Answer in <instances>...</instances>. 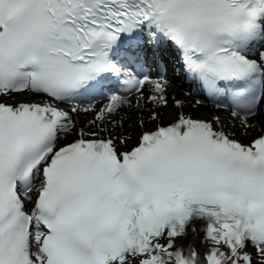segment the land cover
Returning <instances> with one entry per match:
<instances>
[{
  "label": "snow or ice",
  "instance_id": "1",
  "mask_svg": "<svg viewBox=\"0 0 264 264\" xmlns=\"http://www.w3.org/2000/svg\"><path fill=\"white\" fill-rule=\"evenodd\" d=\"M163 51L255 128L264 0H0V264H264V128L162 122ZM149 106L133 142L117 117Z\"/></svg>",
  "mask_w": 264,
  "mask_h": 264
},
{
  "label": "bare ground",
  "instance_id": "2",
  "mask_svg": "<svg viewBox=\"0 0 264 264\" xmlns=\"http://www.w3.org/2000/svg\"><path fill=\"white\" fill-rule=\"evenodd\" d=\"M167 93H172V94H167ZM166 94H167V98H169L171 96L175 97L174 98V102L176 100L181 102V100L185 99V98L186 99H193V97L191 96L190 90L189 91L186 90V86L183 85L181 83V81L177 78V74L175 73L174 70H172V71L170 70V74H169L168 79H167ZM186 101H189V100H186ZM102 104L103 103H99L97 105V107H100ZM196 107L197 106H193L192 108L194 109L195 112L196 111L200 112V114H198V117L201 118V119H205L204 116H207L204 113H209V112L213 113V112H215L214 110L211 111L209 109L210 108L209 106H205V107H202V108H199V107L196 108ZM141 109L142 108H138L137 110H133V108H126V109L121 111L120 116L117 117V119H123L124 122H125V126L127 124L134 123L135 119H133L132 116L135 117L138 113H140ZM177 110L178 109L175 108V105H171L169 111H167L165 113H164V111H161V113H162L161 118L163 117L164 119H168ZM178 111H180V109ZM220 113H221L220 122H219V124H218L219 126L217 128L219 130L222 129L223 131H225L226 133H229L232 136H234V134L238 135L239 133L233 132V129H234V127H237L239 129H241L242 125L240 124V122L237 121V122H235V125H234V119L230 118L229 116H226V112L221 111ZM87 115H88L87 113L81 112V113L75 115L74 118H76L77 120L81 118V120L84 123L88 124V121H89L90 117L87 116ZM212 119L213 118L208 119V120L212 121ZM138 121L139 120L137 119L136 122H138ZM149 123L153 124V123H155V121H151L150 120ZM251 133L253 135V132H251ZM128 134H131V137H133V131L131 133H128Z\"/></svg>",
  "mask_w": 264,
  "mask_h": 264
},
{
  "label": "rangeland",
  "instance_id": "3",
  "mask_svg": "<svg viewBox=\"0 0 264 264\" xmlns=\"http://www.w3.org/2000/svg\"><path fill=\"white\" fill-rule=\"evenodd\" d=\"M167 94H172V93H167ZM173 99V98H172ZM169 101H170V104H169V107L168 108H166V109H163V110H160V109H158L157 111H164V113L165 112H167V111H169V109H170V107H171V105H174V100L172 101L171 100V98H169L168 99ZM186 100H189V101H186ZM197 101H198V99L197 98H195V97H193V99H182L181 100V104H182V109H180V111L181 110H183V112L186 114V115H191V116H193L194 118H199L198 117V114H200V112L199 111H194V109L192 108L193 106H197L196 108H202V107H205V106H207L206 104H204V105H198L197 104ZM133 108V110H137L138 109V107H132ZM209 108V107H208ZM211 111H212V108H209ZM178 111V110H177ZM176 111V112H177ZM216 111H218V110H216ZM88 115L87 116H89L90 117V119H92V114L91 113H87ZM206 115L207 116H204V118L205 119H211V116L213 115V117H219L220 118V115H221V113L220 112H213V113H206ZM228 115H230L229 113H226V116H228ZM132 118L133 119H135V121H134V123L132 124V127L130 128V130L131 131H133V137H132V141L134 142L135 141V138H136V136L138 135V133L139 132H141V131H144V130H147V129H151V128H153L155 125H156V122L155 123H153V124H151V123H149V118H146V119H142L141 118V120H143L144 121V128H140L139 126H138V124H139V121L138 122H136V120L139 118V117H134V116H132ZM81 119V118H80ZM89 119V120H90ZM260 119L262 120V121H264V116H260ZM161 120H162V122H164V123H167V119H164L163 117L161 118ZM212 121H213V123H214V125H215V127H218L219 125L218 124H215V121L212 119ZM238 120L237 119H234V125H235V122H237ZM137 123V124H136ZM77 128H79V126H77ZM243 130V131H242ZM233 132H235V133H239L238 135H236V134H234V136H233V138H235V139H238V140H240V141H242V142H247V141H249V140H251V138L253 137V136H255V135H258L259 134V130L257 129V128H254L253 130H251V131H249L247 134H245V129L243 128V126L241 127V129H239V128H237V127H234V129H233ZM251 132H253V135H252V133ZM129 133H131V132H129ZM128 134V133H127ZM129 135H131V134H129Z\"/></svg>",
  "mask_w": 264,
  "mask_h": 264
},
{
  "label": "trees",
  "instance_id": "4",
  "mask_svg": "<svg viewBox=\"0 0 264 264\" xmlns=\"http://www.w3.org/2000/svg\"><path fill=\"white\" fill-rule=\"evenodd\" d=\"M142 115L143 116H145V117H147L148 116V111H144V112H142ZM263 127H264V124L263 123H260ZM259 124V125H260Z\"/></svg>",
  "mask_w": 264,
  "mask_h": 264
}]
</instances>
